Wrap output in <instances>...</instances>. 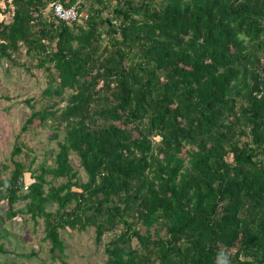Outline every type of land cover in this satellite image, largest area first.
<instances>
[{"label": "trees", "instance_id": "16d2710c", "mask_svg": "<svg viewBox=\"0 0 264 264\" xmlns=\"http://www.w3.org/2000/svg\"><path fill=\"white\" fill-rule=\"evenodd\" d=\"M1 1L0 58L45 71L21 129L56 145L2 165L5 218H39L59 253L61 229L112 232L104 264H264V0H59L72 23Z\"/></svg>", "mask_w": 264, "mask_h": 264}, {"label": "rangeland", "instance_id": "374dc122", "mask_svg": "<svg viewBox=\"0 0 264 264\" xmlns=\"http://www.w3.org/2000/svg\"><path fill=\"white\" fill-rule=\"evenodd\" d=\"M18 60L28 59L21 52ZM44 86V70L34 66L28 69L10 66L0 58V171L3 170L2 165H6L1 174L2 178L12 167L11 159L21 161L27 168L53 164L56 145L55 140L49 139L52 130L48 126L36 124V119L26 129H21L23 121L31 111L29 104L38 109L46 102L41 95ZM19 143L20 152L11 156V150ZM72 162L80 179L84 180V174L75 158ZM25 179L29 180L28 172H25ZM59 180L55 179L54 182ZM46 208L53 210L54 205L47 203ZM0 234V242L4 246L3 253H0V264H104L103 246L112 232L104 233L102 241L96 244L91 228L83 231L61 229L58 235L63 246L62 251H49L50 244L43 238V222L39 218L33 223L26 215L18 214L8 220L0 206Z\"/></svg>", "mask_w": 264, "mask_h": 264}, {"label": "built area", "instance_id": "2783aa9c", "mask_svg": "<svg viewBox=\"0 0 264 264\" xmlns=\"http://www.w3.org/2000/svg\"><path fill=\"white\" fill-rule=\"evenodd\" d=\"M49 6L51 16L65 23L76 22L80 16L85 17V14L77 12L74 3L65 6L59 0H53Z\"/></svg>", "mask_w": 264, "mask_h": 264}, {"label": "crops", "instance_id": "0c3cea01", "mask_svg": "<svg viewBox=\"0 0 264 264\" xmlns=\"http://www.w3.org/2000/svg\"><path fill=\"white\" fill-rule=\"evenodd\" d=\"M1 6H3V2L0 0V7H1ZM1 18H5V15H3V14L0 13V19H1Z\"/></svg>", "mask_w": 264, "mask_h": 264}, {"label": "clouds", "instance_id": "9594fccd", "mask_svg": "<svg viewBox=\"0 0 264 264\" xmlns=\"http://www.w3.org/2000/svg\"><path fill=\"white\" fill-rule=\"evenodd\" d=\"M221 264H223V262H221Z\"/></svg>", "mask_w": 264, "mask_h": 264}]
</instances>
